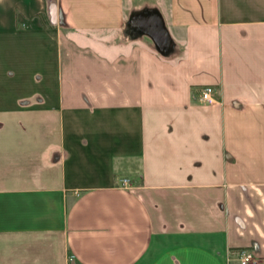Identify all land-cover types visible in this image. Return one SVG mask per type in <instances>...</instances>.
I'll list each match as a JSON object with an SVG mask.
<instances>
[{
  "label": "crops",
  "instance_id": "0c3cea01",
  "mask_svg": "<svg viewBox=\"0 0 264 264\" xmlns=\"http://www.w3.org/2000/svg\"><path fill=\"white\" fill-rule=\"evenodd\" d=\"M133 1L0 0V264H264V0Z\"/></svg>",
  "mask_w": 264,
  "mask_h": 264
},
{
  "label": "built area",
  "instance_id": "2783aa9c",
  "mask_svg": "<svg viewBox=\"0 0 264 264\" xmlns=\"http://www.w3.org/2000/svg\"><path fill=\"white\" fill-rule=\"evenodd\" d=\"M198 101L200 103L213 104L215 103V90L211 86H203L199 89ZM120 186L125 187L129 185V180L121 179ZM72 257H70V261ZM239 264H251L254 263V256L251 251L242 250L238 256Z\"/></svg>",
  "mask_w": 264,
  "mask_h": 264
},
{
  "label": "rangeland",
  "instance_id": "374dc122",
  "mask_svg": "<svg viewBox=\"0 0 264 264\" xmlns=\"http://www.w3.org/2000/svg\"><path fill=\"white\" fill-rule=\"evenodd\" d=\"M133 0H129V6L131 5V4H133ZM151 3H153V0H143V5L144 6H146V7H148V5H150ZM129 26H131V29H133V27L138 31V32H141L142 30L144 31H146V33L149 35V33H154V31L155 30H151V29H148L147 30V27L146 28H144V26H141V28L139 27L140 25H138V21L136 20V18H134V19H132V18H130V20H129ZM138 26V27H137ZM157 31H158V29H157ZM160 31H158V33H159ZM163 34V36H161V35H159V37H158V41H156V39H154V40H152V38H150V37H148V38H150L152 41V43H153V46L155 47V48H157V49H160V50H162L165 54H167L166 52H165V50L166 49H163V48H161L162 47V45H163V43H165V41H167L168 40V34H166V32H165V30H164V33H162ZM145 38H147V36L148 35H145V34H142ZM150 36V35H149ZM138 37H140V36H138ZM156 41V42H155ZM169 41V40H168ZM165 45V44H164ZM161 46V47H160Z\"/></svg>",
  "mask_w": 264,
  "mask_h": 264
}]
</instances>
